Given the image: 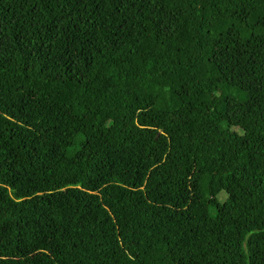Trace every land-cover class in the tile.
Listing matches in <instances>:
<instances>
[{
  "label": "trees",
  "instance_id": "trees-1",
  "mask_svg": "<svg viewBox=\"0 0 264 264\" xmlns=\"http://www.w3.org/2000/svg\"><path fill=\"white\" fill-rule=\"evenodd\" d=\"M0 264H264V0H0Z\"/></svg>",
  "mask_w": 264,
  "mask_h": 264
}]
</instances>
